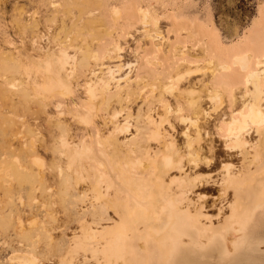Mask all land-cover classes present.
Returning <instances> with one entry per match:
<instances>
[{
  "label": "rangeland",
  "instance_id": "1",
  "mask_svg": "<svg viewBox=\"0 0 264 264\" xmlns=\"http://www.w3.org/2000/svg\"><path fill=\"white\" fill-rule=\"evenodd\" d=\"M54 40L61 43L58 54L65 53L60 55L73 73L45 71L40 64L45 48L54 49ZM94 54L103 60L110 56L112 62L107 63H130L131 78L122 83L124 88L132 85L127 105L117 100L106 104L105 90L117 93L114 77L124 76L122 70L95 76V95L90 96L83 67ZM184 59L200 73L181 81L180 87L215 75L210 91L221 96L212 100L206 91L201 93L205 106H218L200 120L212 131L215 118L230 103V87L243 82L240 71H264V0H0V264H114L106 260L100 235L117 217L112 213L106 220L95 214L94 205L100 208L104 198L98 194L95 199L87 189V170L98 175L106 171L108 142H117L123 155L130 154L124 141L134 136L136 124L140 136L146 135L150 109L162 121L160 133L177 151L184 124L175 120L177 103L170 85L173 75L187 67ZM29 75L38 85L49 77L65 82L72 93L54 91L45 100L29 97L24 89ZM123 94L126 98L125 90ZM128 114L129 130L115 131L110 120ZM62 136L78 144V154L66 152ZM213 139L222 149V139ZM159 142H152L154 150L161 147ZM131 157L128 165L125 158L122 163L138 169ZM158 160L150 174L155 177L164 171L163 155ZM219 161L239 164L237 157ZM180 177V171L173 170L161 178L166 186ZM98 184L102 188L105 183ZM201 188L189 197L208 196L211 206L202 209L203 227L208 216H218L221 198L217 184ZM123 215L131 224V216ZM89 228H98L92 239L84 238ZM242 235L228 264H264V206L245 224ZM145 241L138 240V248L144 250ZM225 252H214L203 263H225ZM164 263L158 253L152 262L144 261Z\"/></svg>",
  "mask_w": 264,
  "mask_h": 264
},
{
  "label": "bare ground",
  "instance_id": "2",
  "mask_svg": "<svg viewBox=\"0 0 264 264\" xmlns=\"http://www.w3.org/2000/svg\"><path fill=\"white\" fill-rule=\"evenodd\" d=\"M54 42L56 45L53 50L45 48L44 59L40 64L45 67V71L67 69L70 74L73 73V69L69 70L73 67L67 66L64 55H60L65 53L61 51L58 54L59 48L56 46L61 43L58 40ZM106 58L107 60H103L94 54L83 67L89 83V94L91 97L95 95V76L101 77L112 72V69L116 72L122 70L124 76L114 77L117 93L111 92L110 88L105 90L106 104L117 100L121 105H127L126 100L131 94L132 85L124 88L122 83L131 78L130 63L120 60L111 64L107 63L112 62L111 57ZM184 62H187L184 64L187 67L173 75L170 85L171 96L177 103L175 120L184 124L180 130L183 141L176 146L177 151L169 145L167 137L160 133L159 123L162 121L158 122L150 109L146 112V123L150 125L146 135L140 136L142 129L136 124L134 136L129 140L126 137L124 141L130 154L123 155L117 142H108L104 152H109V157H105L106 163H103L106 171L98 175L87 170V189L92 191L91 195L95 199H99L98 194L104 198L100 208L94 205L95 214L103 215L106 220L112 218V213L117 217L113 223L111 221L102 229L100 235L106 260L110 263L144 264L146 258L152 262L155 253H158L165 259L164 264H204L214 252L222 254L226 251L223 257L225 263L221 264H228V260L234 256V249L243 242L242 232L245 224L257 209L264 206V71H240L243 82L230 87V103L219 117L215 118L211 131L200 120L211 115L218 106L214 102L205 106L201 93L206 91L212 100L221 96L210 91L215 83V75L213 73L209 80H191L185 87H180L181 81H189V78L200 73L190 68L191 62L187 59H184ZM98 66L100 67L97 68ZM103 68L107 71H98ZM234 75L230 77L232 81ZM33 79L29 75L28 85L24 86L29 97L33 94L41 95V99L45 100L49 93L54 91L64 95L72 93L69 84L53 77H49L41 85L33 82ZM110 121L115 131L127 132L131 124L129 114L122 119L112 118ZM253 135L256 138H253ZM215 137L222 139V149L221 143L214 142ZM153 141H160L161 147L158 150H154ZM61 144L68 146L66 152L78 154L76 142H68V139L62 136ZM160 155H163L164 171L155 177L150 174L155 172L160 163ZM131 156L136 158L138 169L127 168L122 163L125 158L128 165ZM223 157L228 160L237 157L238 166L227 164V161L220 162L219 159ZM198 169H206L208 173L203 174L198 172ZM173 170H179L181 177L171 180L170 184L165 186L161 177ZM74 173L79 175V171L75 170ZM124 173L128 176L122 177ZM215 177L218 178L213 180ZM102 181L105 184L100 188L98 183ZM211 183L219 186V194L218 190L214 192L220 196L221 205L217 206L218 216H208L210 221L201 227L202 209L210 208L211 203H208V196L204 193H197L194 199L189 197V193L196 188L212 187ZM149 185H152L150 190L147 188ZM157 196L164 202H158ZM124 213L131 216V224H127ZM93 229L89 228L84 238H94L98 228ZM130 232L133 233L132 236ZM144 237L146 241L141 244L144 248L142 250L138 248L137 241ZM130 250L136 253H130ZM138 254L145 258L138 257Z\"/></svg>",
  "mask_w": 264,
  "mask_h": 264
}]
</instances>
